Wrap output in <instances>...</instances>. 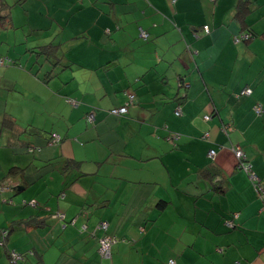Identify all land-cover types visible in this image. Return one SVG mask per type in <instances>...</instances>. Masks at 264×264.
Returning <instances> with one entry per match:
<instances>
[{"label":"crops","instance_id":"0c3cea01","mask_svg":"<svg viewBox=\"0 0 264 264\" xmlns=\"http://www.w3.org/2000/svg\"><path fill=\"white\" fill-rule=\"evenodd\" d=\"M4 1L0 264H264V0Z\"/></svg>","mask_w":264,"mask_h":264},{"label":"built area","instance_id":"2783aa9c","mask_svg":"<svg viewBox=\"0 0 264 264\" xmlns=\"http://www.w3.org/2000/svg\"><path fill=\"white\" fill-rule=\"evenodd\" d=\"M204 28H205V31L206 32L209 31L208 25H205ZM108 31H109V29H108ZM142 35L146 36V32L145 31H142ZM245 37L247 38V37H249V35L248 34H243L242 36L236 37V40L238 41V40H240L242 38H245ZM251 93H252V88L249 87V86H246V87H244V88L241 89V91H240V93H239L238 96L250 95ZM126 97H127V100L125 101L124 104H122L120 106H114V107L109 108L108 109L109 113L114 114V115H122V114L126 113L128 111L129 104L134 102L136 95L135 94H132V93H129V94L127 93L126 94ZM69 101L73 105H78V103H79L77 100L72 99V98H69ZM257 111H260V108H257ZM87 119L90 122H94L96 120V113H95L94 110L93 111H90L87 114ZM52 135H53V137L50 140V143L57 142V141H59L61 139V136L59 134H57V133H53ZM233 151H234L235 157L237 159V166L240 167V168L245 169V171H247V173H250L251 180L257 185L256 181L257 180L259 181V177L252 170L251 163L247 160V158H244L243 157L244 152H243L242 148L239 147V146L238 147H233ZM208 152H209V155L210 156H214L215 153H216V150L214 148H211ZM259 186L262 187L261 184H259ZM2 190H4V188H3L2 185H0V192ZM261 197L264 199V194ZM31 204H35L34 201H31ZM236 214H235V216H236ZM63 216L64 215L63 214H60V213H56V214L53 215V217H55V218L63 217ZM227 223L228 224H232V220H229L228 219L227 220ZM106 226L107 225L105 224L103 227H106ZM0 233L3 236V238H5L6 237L7 230H1ZM113 242H114L113 238H111L107 234H104L100 238L99 252H100V254L102 256H108V255H110L111 245H112ZM13 256L16 257V258H18V259H22L21 255H19L17 252H14L13 253ZM168 264H177V262H176L175 259L171 258V259H169Z\"/></svg>","mask_w":264,"mask_h":264},{"label":"trees","instance_id":"16d2710c","mask_svg":"<svg viewBox=\"0 0 264 264\" xmlns=\"http://www.w3.org/2000/svg\"><path fill=\"white\" fill-rule=\"evenodd\" d=\"M1 1V7H0V11L1 10H4V9H6L7 7H8V5H7V3L4 1V0H0ZM18 2H19V4H20V2H23L24 0H17ZM211 1H215V0H211ZM205 27V26H204ZM204 30H205V28H204ZM181 82V84L180 85H184V83L182 82V81H180ZM179 86V85H178ZM241 91V90H240ZM240 91L239 92H237L236 93V96L237 97H240V96H238L239 95V93H240ZM69 98L70 97H68L67 98V100L69 101ZM181 98V97H180ZM180 98H178V99H180ZM179 102H180V104H178L174 109H173V111H174V114L175 115H181L182 113H183V109H182V107H181V101L179 100ZM179 110V111H178ZM212 114L213 113H210V112H207V113H202L201 114V116L203 115V117L204 116H206V119H209V118H211V116H212ZM208 116V117H207ZM96 121V120H95ZM172 133V136H175V138L173 137L172 139H176V141L178 140V138H179V135L176 133V131H172L171 132ZM171 133H169V134H171ZM208 133V134H207ZM199 137H204V138H206L207 140H211L212 138H211V132H210V130H208V129H206V130H204L203 131V134L201 135V136H199ZM173 141H175V140H173ZM211 148H213V147H210L209 148V150L211 149ZM216 150V149H215ZM248 160V159H247ZM249 161V160H248ZM250 162V161H249ZM68 163V165H70L71 163H69V162H67ZM240 168V167H239ZM253 170V169H252ZM254 171V170H253ZM247 172V171H246ZM255 172V171H254ZM248 175H249V177H250V173H248ZM251 179V178H250ZM24 203H27V201H25ZM163 205H164V202H162V203H160L159 204V206L160 207H163ZM235 226H236V224H235ZM233 228V227H232ZM3 229V227H0V232H1V230ZM104 235V234H103ZM110 235V234H109ZM112 238H113V240H114V242L112 243V245H111V251H110V253L111 254H113V251H112V248H113V244L116 242V239H115V237H113L112 235H110ZM6 245V237L5 238H3V236L1 235V233H0V245ZM98 246H100V239H99V244H98ZM14 253V252H13ZM13 253H10V256H11V259H14L15 260V263H18L19 261H21V260H23L24 258H22L21 260L20 259H18V258H16V257H14L13 256ZM112 256V255H111ZM104 258H107V257H104ZM169 259H171V258H169ZM169 259H168V261H167V263L169 262ZM173 259H175V258H173ZM176 260V259H175ZM177 262V261H176Z\"/></svg>","mask_w":264,"mask_h":264},{"label":"rangeland","instance_id":"374dc122","mask_svg":"<svg viewBox=\"0 0 264 264\" xmlns=\"http://www.w3.org/2000/svg\"><path fill=\"white\" fill-rule=\"evenodd\" d=\"M172 84H173V83H172ZM172 84H171V82H170V85H172ZM176 86H177V85H176ZM174 88H175V87H174ZM175 89H176V88H175ZM175 89H174V91H175ZM172 91H173V90H172ZM177 92H178V91H177ZM124 114H125V113H124ZM91 123H94V122H91ZM174 138H175V136H174ZM235 214H236V212H233V213L230 214L229 217H227V218L224 219V223H225V224L227 225V227L230 228V229H233V228H237V227H238V226L235 227V224L237 223V222H235V219H236L237 216H238L237 214H236V216H235ZM228 219H229V220H232V224H228V223H227V220H228ZM232 227H233V228H232Z\"/></svg>","mask_w":264,"mask_h":264},{"label":"clouds","instance_id":"9594fccd","mask_svg":"<svg viewBox=\"0 0 264 264\" xmlns=\"http://www.w3.org/2000/svg\"><path fill=\"white\" fill-rule=\"evenodd\" d=\"M180 83H181V82H180ZM72 99H74V98H72ZM75 100H77V99H75ZM77 101H78V100H77ZM69 102H70V101H69ZM78 102H79V101H78ZM70 103H71V102H70ZM78 104H79V103H78ZM72 105H73V104H72ZM75 106H76V105H75ZM93 110H94V109H91L90 111H93ZM90 111H89V112H90ZM89 112H88V113H89ZM108 112H109V111H108ZM88 113H87V114H88ZM95 113H96V111H95ZM94 122H95V121H94ZM57 142H58V141H57ZM54 143H56V142H54ZM208 154H209V152H208ZM250 163H251V162H250ZM52 216H53V215H52ZM58 218H60V217H58ZM61 218H62V217H61ZM106 227H107V226H106ZM107 235H109V234H107ZM102 236H103V235H102ZM102 236H101V237H102ZM109 236H110V235H109ZM101 237H100V238H101ZM110 237H111V236H110ZM111 238H112V237H111ZM98 252H99V247H98ZM99 254H100V252H99ZM100 255H101V254H100ZM101 256H102V255H101ZM108 256H109V255H108ZM102 257H107V256H102Z\"/></svg>","mask_w":264,"mask_h":264},{"label":"water","instance_id":"95a60500","mask_svg":"<svg viewBox=\"0 0 264 264\" xmlns=\"http://www.w3.org/2000/svg\"><path fill=\"white\" fill-rule=\"evenodd\" d=\"M181 79H182V78H181ZM179 85H180V83H179ZM102 223H105V224L107 225V222H105V221H102L101 224H102Z\"/></svg>","mask_w":264,"mask_h":264}]
</instances>
